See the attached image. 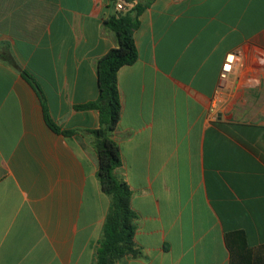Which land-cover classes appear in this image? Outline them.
Segmentation results:
<instances>
[{"label":"crops","instance_id":"crops-1","mask_svg":"<svg viewBox=\"0 0 264 264\" xmlns=\"http://www.w3.org/2000/svg\"><path fill=\"white\" fill-rule=\"evenodd\" d=\"M140 4L112 138L144 258L121 264H240L244 247L264 264V0ZM117 14L113 0H0V55L16 62L0 59V264L95 261L111 201L100 114L77 106L99 97Z\"/></svg>","mask_w":264,"mask_h":264},{"label":"trees","instance_id":"trees-1","mask_svg":"<svg viewBox=\"0 0 264 264\" xmlns=\"http://www.w3.org/2000/svg\"><path fill=\"white\" fill-rule=\"evenodd\" d=\"M113 1L117 4L118 0ZM138 1L131 12L120 17L117 14V16L106 22V26L115 34L117 46L112 48L98 62V99L77 106V109L96 110L100 114V128L92 131V135L95 137L97 175L102 191L111 201L103 235L98 241L93 264H121L129 258H144L141 248L135 241L139 214L132 207L133 193L128 183L117 174V170L122 166L123 161L120 146L112 138L114 131L119 126L122 113L121 94L117 80L118 72L122 67L133 65L138 60L134 32L139 26V17L144 10L140 0ZM0 59L16 66V62L8 50H4L0 55ZM23 74L29 82L35 83L34 78L28 72L24 71ZM45 118L53 131L65 135L73 134L70 131H62L51 119L46 107ZM239 236L241 235L234 234L233 236H227V238L230 242V237L236 238ZM241 249L249 254L248 248ZM246 256L243 257L240 264H251Z\"/></svg>","mask_w":264,"mask_h":264},{"label":"built area","instance_id":"built-area-1","mask_svg":"<svg viewBox=\"0 0 264 264\" xmlns=\"http://www.w3.org/2000/svg\"><path fill=\"white\" fill-rule=\"evenodd\" d=\"M137 5V1H129V0H118L116 4V10L119 14L124 15L126 13L131 12L135 6ZM233 70V59H227L226 64L223 67L221 80L227 81L229 79L230 74Z\"/></svg>","mask_w":264,"mask_h":264},{"label":"water","instance_id":"water-1","mask_svg":"<svg viewBox=\"0 0 264 264\" xmlns=\"http://www.w3.org/2000/svg\"><path fill=\"white\" fill-rule=\"evenodd\" d=\"M121 16V14L119 15V17Z\"/></svg>","mask_w":264,"mask_h":264}]
</instances>
